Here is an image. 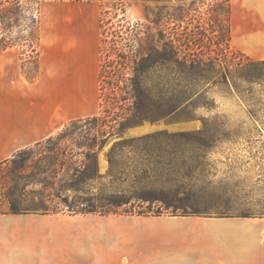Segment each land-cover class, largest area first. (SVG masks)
<instances>
[{
	"label": "trees",
	"instance_id": "1",
	"mask_svg": "<svg viewBox=\"0 0 264 264\" xmlns=\"http://www.w3.org/2000/svg\"><path fill=\"white\" fill-rule=\"evenodd\" d=\"M34 5L36 15L24 17L29 23L26 28L29 36L24 42L37 62L40 2ZM112 7L124 15L122 2L112 1ZM22 11H25L22 1L0 0V24L15 22ZM114 38L111 39L116 56L113 62L103 58L104 35L101 39L99 72L100 98L110 102L111 109L104 111V116L71 121L55 136L20 150L0 163V214L108 216L117 215L130 201L157 202L167 210L170 207L164 204L165 200L151 196L149 191L155 185L164 189L163 185L168 184L164 176L168 174H178L174 181L178 185V178H187L193 171L183 169L187 166L183 160L171 170L167 162L169 155L183 159L184 151L172 154L170 148L195 142L199 148L208 149L213 143L214 137L206 126L192 135L161 132L123 140L127 129L143 123L172 121L179 116L190 119L191 111L196 108L192 103L198 94L195 88L206 81L204 72L218 59L186 53L185 43L171 41L161 30L146 48L137 45L134 55L120 53L118 47L125 40L119 34L115 41ZM14 45L7 37L0 39V51ZM232 61L233 69L226 67V72L220 75V84L232 86L251 119L255 121L261 116L263 121L255 128L261 133L264 131V61L239 56ZM200 136L203 139H198ZM100 157L106 165L102 174ZM177 190L182 187L178 185ZM172 209L175 217L177 211L185 214L186 207L176 205ZM149 213V209L139 212L126 209L119 215Z\"/></svg>",
	"mask_w": 264,
	"mask_h": 264
},
{
	"label": "crops",
	"instance_id": "2",
	"mask_svg": "<svg viewBox=\"0 0 264 264\" xmlns=\"http://www.w3.org/2000/svg\"><path fill=\"white\" fill-rule=\"evenodd\" d=\"M42 1L36 79L23 75L16 48L0 51V163L71 121L97 116L89 91L94 84L99 92L103 0ZM242 4L232 0L231 42L264 61V0ZM152 225L148 233L162 237L164 258L123 262L108 258L107 245L91 243L93 233H107L102 219L0 214V264H264V219L169 217Z\"/></svg>",
	"mask_w": 264,
	"mask_h": 264
},
{
	"label": "rangeland",
	"instance_id": "3",
	"mask_svg": "<svg viewBox=\"0 0 264 264\" xmlns=\"http://www.w3.org/2000/svg\"><path fill=\"white\" fill-rule=\"evenodd\" d=\"M20 1L23 2L25 11L19 13L20 17L15 22L0 24V39L2 36L7 37L15 44L12 48L19 51L23 60L22 73L29 82H32L38 75V60L37 62L33 60L34 54L30 53L24 42L29 36L26 31L29 23L24 17L36 15L35 2H40L38 7L40 12L43 1ZM239 3L242 7L244 0H239ZM122 4L124 15L112 7V1H100L102 24L99 60L103 35L106 39L102 48L103 58L105 61L113 62L116 56L111 46V39L115 37L113 39L115 41L117 34L125 40L118 47L120 53L134 55L137 52V45L146 48L156 40L158 30L163 31L173 42L180 40L181 44L185 43L188 48L186 53L202 54L204 57L218 59V62L204 72L206 81L195 88L198 94L192 99V103L196 108L191 111L190 119L179 116L172 121L143 123L127 129L125 134L129 130L131 133L128 137L124 134L123 140L161 132L168 135H192L206 126V129L211 131L210 135L214 137L213 143L208 149L199 148L195 142L186 147L176 148L175 145L170 148L172 154L178 150L184 151V156L183 159H178L174 155H169L168 167L172 170L176 164L180 166L183 160L189 167L185 166L186 168L183 169L192 168L193 171L187 174V178L182 177L181 180L178 178V185L182 190L178 191V185L174 182L178 174H168L164 176L168 180V184L163 185L164 189H161L160 185H155L149 191L151 196L165 200L164 204L170 207L167 210L157 202L130 201L118 211L117 215L69 213L57 215L92 217L107 221V233H93L91 243L100 242L107 245L109 259L123 262L137 259H163L162 237L154 236L148 231L157 228L152 225L153 222L174 217L172 207L176 205L186 207V210L185 214L177 211L175 217L185 215L193 218L264 219V131L261 133L255 131V128L260 127L259 124L263 119L261 116L255 121L251 119L232 86L220 84V75L226 72V67L230 71L233 69L232 58L235 56L248 58L231 42L232 0H161ZM122 18L124 22H121ZM32 78L35 79L31 80ZM95 87L93 84L89 93L93 96V103L98 105L97 116H104L103 112L111 109L110 102L101 100L100 87L99 92ZM203 103H206L205 107L202 106ZM198 139L203 137L200 136ZM105 167L103 162L99 168L101 174L104 173ZM126 209H132L133 212L149 209L150 213L141 216L119 215ZM77 242H80L79 238Z\"/></svg>",
	"mask_w": 264,
	"mask_h": 264
},
{
	"label": "water",
	"instance_id": "4",
	"mask_svg": "<svg viewBox=\"0 0 264 264\" xmlns=\"http://www.w3.org/2000/svg\"><path fill=\"white\" fill-rule=\"evenodd\" d=\"M130 133H131V131L129 130V131H127V133L125 134V137H128L129 135H130ZM103 158L101 157L100 158V166L103 164Z\"/></svg>",
	"mask_w": 264,
	"mask_h": 264
}]
</instances>
